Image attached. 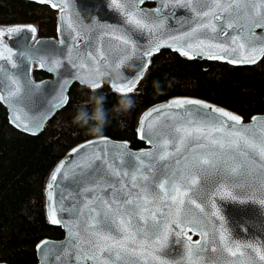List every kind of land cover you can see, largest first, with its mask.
I'll return each instance as SVG.
<instances>
[{
  "label": "snow or ice",
  "instance_id": "snow-or-ice-1",
  "mask_svg": "<svg viewBox=\"0 0 264 264\" xmlns=\"http://www.w3.org/2000/svg\"><path fill=\"white\" fill-rule=\"evenodd\" d=\"M144 2L122 0L128 6V22L138 29L151 31L157 26L154 21L162 19L156 12L162 11L165 2L178 3L179 0H161L160 9L152 13L133 6ZM189 2L185 0V5ZM195 2L199 4L203 0ZM210 3L217 11L201 9L202 18L172 37L173 40H183V49L176 50L191 58L193 53L202 51L204 41L208 40L214 42L209 47L220 48L225 55L229 52L228 45L238 44L240 49L249 52L245 59L252 62L255 61L252 53L264 54V33L257 35L255 32L258 28L264 29V0H210ZM30 30L35 32V28ZM7 31L18 32L20 29L9 28ZM0 35H3V30H0ZM164 46L171 45L161 41L142 51L144 62L136 66L140 72L147 67L145 58ZM41 53L47 54V50L43 47L29 48L21 51L17 59L22 65L25 60L39 61L43 67L45 62L38 55ZM97 59L96 55L88 52L81 58L80 67L98 71ZM106 60L104 57L101 62ZM49 70L54 71L55 68L50 67ZM64 74L83 78L86 72L73 73L66 68ZM13 75L19 79L11 80L12 87L7 88V95H4V81L0 79V100L13 108V123L34 133L46 114L28 120L17 113L21 109L31 111V96L38 85L27 78L24 69ZM129 76L133 83L138 79L137 73ZM113 87L118 92L133 90L132 87L121 88L115 84ZM63 91L62 87L61 93ZM67 102V97L61 94L52 107H60ZM185 104L197 105L199 102L176 101L169 107H183ZM203 109H209V106L185 108L155 130L151 125L146 127L142 121L139 133L153 145V151L129 152L126 145L111 144L107 139L87 142L75 149L76 156L69 162L70 167L64 172H61L65 167L63 164L56 169L61 181L66 182L57 195L58 209L67 214L71 224L64 216L57 219L55 212L51 218V223H62L68 228V239L60 244L45 241L38 245L42 264H141L150 254L162 250L170 235L185 237L188 230L202 237L196 243H191L190 236L186 237L188 264H200L198 257L206 250L217 252L216 247L206 249L203 241L209 234V215H217L211 211L215 205L210 204V194L221 184L226 188L251 184L264 188V128L258 131L255 124H241L238 116L217 109ZM224 117L234 123H227ZM94 145L103 147L97 152ZM169 145L172 151H169ZM52 180L56 182V175ZM238 195L241 194L237 193L232 198L236 199ZM259 203L264 205V197L259 199ZM172 242L180 241L173 239ZM212 243L222 246L220 251L227 254L226 264H256L253 254L264 261V245L231 241L223 231L219 233L218 240L213 233ZM210 264L217 262L210 261Z\"/></svg>",
  "mask_w": 264,
  "mask_h": 264
},
{
  "label": "water",
  "instance_id": "water-1",
  "mask_svg": "<svg viewBox=\"0 0 264 264\" xmlns=\"http://www.w3.org/2000/svg\"><path fill=\"white\" fill-rule=\"evenodd\" d=\"M23 1H32L50 6L53 10L57 11L58 19L56 36L49 38L39 37L38 28L35 24H16L0 27V30H3V35H0V79H3L5 84L4 95L8 94L7 88L12 87L11 80L14 78L19 79V77H15L13 74L22 69L26 70L27 78L31 80L33 84L38 85V87L31 96V111L21 109L17 114L22 117L26 116L28 120L38 119L45 114L46 118L43 120L40 128L33 133L13 123L11 121L13 108L2 100H0V102L7 111L9 123L17 130L32 136L43 133L50 120L67 106L70 90L75 84L90 89H98L102 86L104 80L108 79L113 90H116L113 87L114 84L121 88L132 87V89H134L138 81L149 68L154 54L160 53L163 50H169L182 55L181 52L176 49H183V40H173L172 37L182 33L190 24L194 25L198 18H202L201 9H203V11H209V9H211V12L217 11L216 8L211 6L210 0H203V2L199 4H197L195 0H190L187 5H185V0H179L178 3L165 2L162 11L156 12V10L161 7V0H145L143 4L133 6L144 12H156L157 16L162 17L160 21H154L157 26L149 31L147 29H138L128 22L126 11L128 6L123 4L122 0H116L115 3L113 0ZM53 4L56 6L54 7ZM148 4H154V6L149 7ZM100 9H102V11ZM210 19L211 15L208 17V20ZM205 22H207V20ZM9 28L20 29V31L8 32L7 29ZM31 28H35L34 33L30 30ZM255 32L257 35H260L264 33V29L258 28ZM125 41H127V43H125ZM161 41L171 46L161 47L159 51L146 57L145 59L148 61L147 67L140 72L136 66L144 62L141 58L142 51L153 47L155 43ZM213 43L212 41L205 40L202 51L193 53L190 59L217 61L234 66H249L259 63L264 58V54L257 52L252 53V55L255 56L254 62L245 59V57L249 55V52L240 49L238 44L228 45L229 52L225 55L222 49L209 47V45ZM41 47L47 50V54H38L41 55L45 62L43 67H41L39 61L25 60L24 65H22L17 59L21 51L29 48L35 49ZM88 52L98 57L96 61L98 71H87L80 67L81 58ZM182 56L189 58V56L186 55ZM104 57H107V60L102 63L101 59ZM230 60L232 62H230ZM56 61L59 63H54ZM13 64H15L16 67H12ZM116 65H118V67ZM50 67H54L55 70L50 71ZM66 68L73 73L86 72V75L83 78L78 75L69 77L64 74ZM36 69L47 73L49 77L36 80L34 78V70ZM89 73L91 75H87ZM101 73H104V75H101ZM132 73L138 74V79H136L134 83L129 76V74ZM65 82H67L66 86ZM95 85L99 86L97 87ZM62 87L64 89L63 93H61ZM61 94L67 97L68 102L60 107H52L57 100V96ZM186 100L198 101L199 104H185L183 107H169V105H174L176 101ZM201 105L209 106V109H203V111H209L210 109L221 110L232 116H238L243 125L252 126L255 124L258 131L264 128V114L255 115L250 121H245L238 113L197 97L174 96L166 101L159 102L146 110L138 121L137 137L145 143V147L136 149L131 147L130 143L127 141L114 140L109 137L92 138L74 146L54 166L45 184V208L50 223L52 214L55 212L57 219L64 216L66 222L71 224V221L67 220V214L61 213L58 209L57 195L58 192L63 189V185L66 182L61 181V175L56 172V169L62 164L65 167L61 169V172L66 171L67 168L70 167L69 162L73 161L76 156L74 152L75 149L80 148L81 145L87 142L107 139L111 144L126 145L127 151L129 152L139 153L153 151V145L149 143L148 140L141 138L139 133L142 121L146 127L151 125L153 130H155L163 126L166 120H169L173 114L183 112L185 108L199 109ZM50 108L51 111H49ZM156 109H159V111H155ZM223 119L227 123H234L228 121L227 117ZM93 147L99 152V148L103 147V145H94ZM169 151H172L170 145ZM53 175L57 177L56 182L52 180ZM50 184L52 185L51 189H49ZM237 193L241 195L233 199L232 196ZM50 194L51 201L49 200ZM189 195H191L190 192ZM210 195V204L215 205L211 211L216 212L217 215H209V234L207 237L203 238V241L206 249L216 247L217 252L210 253L207 250L202 252L198 257L200 264H210V261H215L217 264H226L227 254L220 251L221 245L212 243L213 233L216 234L217 240L219 239V233L223 231L231 241L241 244L251 243L256 246L264 245V205L259 203V199L264 197V188H261L258 184L243 185L239 188H226L221 184L218 186L217 191ZM53 225L61 227L64 236L60 240L45 239L39 242L36 246L37 262L35 264H42V257L38 245L45 241L50 244H60L68 239V228L64 227V224ZM188 236L191 237V243L202 240L200 235L195 234L191 230L186 231L185 237H174L170 235L168 243L164 248L158 250L157 253L150 254L141 264H148V261H151V264H161V261H163L164 264H188V249L186 247V237ZM173 239L179 240L180 242L173 243ZM153 256L155 257L154 260L152 259ZM253 257L256 260V264H264V261H260L254 254ZM0 264L9 263L0 262Z\"/></svg>",
  "mask_w": 264,
  "mask_h": 264
},
{
  "label": "trees",
  "instance_id": "trees-1",
  "mask_svg": "<svg viewBox=\"0 0 264 264\" xmlns=\"http://www.w3.org/2000/svg\"><path fill=\"white\" fill-rule=\"evenodd\" d=\"M16 24H35L39 37H55L57 11L32 1L0 0V26ZM47 77L34 70L36 80ZM174 96L201 98L250 121L264 114V58L255 65L234 66L163 50L152 56L149 68L129 93L113 90L108 79L98 89L75 84L67 106L35 136L14 128L0 102V262L35 264L39 242L63 238L61 227L47 218L45 184L69 150L97 137L124 140L136 149L145 147L137 137L140 116ZM129 101L132 106L125 111ZM97 109L107 121L98 135L88 131L99 123L93 119ZM77 116L83 119L75 122Z\"/></svg>",
  "mask_w": 264,
  "mask_h": 264
},
{
  "label": "clouds",
  "instance_id": "clouds-1",
  "mask_svg": "<svg viewBox=\"0 0 264 264\" xmlns=\"http://www.w3.org/2000/svg\"><path fill=\"white\" fill-rule=\"evenodd\" d=\"M87 75H91V74L89 73V74H87ZM86 82H87V80H86ZM103 99H104V98L101 97V100H103ZM131 106H132L131 101H129V102L127 103V105L124 106L125 111H126L128 108H130ZM82 119H83L82 116H77V117L74 118V121H75V122H80ZM93 119H95V120L98 121L99 123L96 124V125H94V126H92L91 128H89V129H88L89 133H91V134H97V135H98V134H101L102 131H103V129H104V127H105V124H106V122H107L105 116L101 113V111H100L99 109H97V110H96V114H95V116L93 117Z\"/></svg>",
  "mask_w": 264,
  "mask_h": 264
},
{
  "label": "rangeland",
  "instance_id": "rangeland-1",
  "mask_svg": "<svg viewBox=\"0 0 264 264\" xmlns=\"http://www.w3.org/2000/svg\"><path fill=\"white\" fill-rule=\"evenodd\" d=\"M138 84V83H137ZM136 87V86H135Z\"/></svg>",
  "mask_w": 264,
  "mask_h": 264
}]
</instances>
